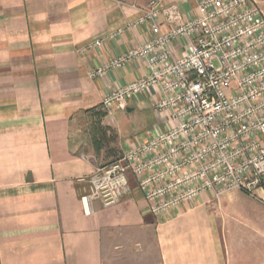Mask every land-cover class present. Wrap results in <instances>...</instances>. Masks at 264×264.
Returning a JSON list of instances; mask_svg holds the SVG:
<instances>
[{
    "label": "crops",
    "instance_id": "1",
    "mask_svg": "<svg viewBox=\"0 0 264 264\" xmlns=\"http://www.w3.org/2000/svg\"><path fill=\"white\" fill-rule=\"evenodd\" d=\"M149 2L0 0V264L264 263L263 187L256 197L202 195L159 220L133 179L117 204L83 199L101 165L86 121L110 89L147 67L138 60L104 78L89 71L151 38L125 30ZM164 3L190 15L183 0ZM96 39L102 45L84 51Z\"/></svg>",
    "mask_w": 264,
    "mask_h": 264
},
{
    "label": "built area",
    "instance_id": "2",
    "mask_svg": "<svg viewBox=\"0 0 264 264\" xmlns=\"http://www.w3.org/2000/svg\"><path fill=\"white\" fill-rule=\"evenodd\" d=\"M183 4L190 15L179 3L150 0L125 30L145 28L151 38L89 71L104 78L143 61L147 72L110 89L101 105L111 112L146 103L158 122L95 171L87 203L121 202L134 179L159 220L202 195L239 189L256 197L264 188V13L256 0Z\"/></svg>",
    "mask_w": 264,
    "mask_h": 264
},
{
    "label": "rangeland",
    "instance_id": "3",
    "mask_svg": "<svg viewBox=\"0 0 264 264\" xmlns=\"http://www.w3.org/2000/svg\"><path fill=\"white\" fill-rule=\"evenodd\" d=\"M94 115L89 116L86 121V128L88 139L94 140V124L96 120H100L103 126H110L113 130L108 132V140L104 149L98 152L94 147L95 156L97 162L101 164L98 167L110 166L122 156L123 149L125 147V140L132 141L136 137H142L148 130L151 129L153 121H155V114L148 109H141L139 107H133L131 112L112 110L111 112L100 105L93 110ZM101 113H106L102 118L99 117ZM94 146V143L92 144ZM93 175V174H92ZM86 178L84 184L86 187H90L89 179L92 176ZM134 180V179H133Z\"/></svg>",
    "mask_w": 264,
    "mask_h": 264
},
{
    "label": "trees",
    "instance_id": "4",
    "mask_svg": "<svg viewBox=\"0 0 264 264\" xmlns=\"http://www.w3.org/2000/svg\"><path fill=\"white\" fill-rule=\"evenodd\" d=\"M106 113H101L99 115L100 118H102ZM100 120H96L95 124H94V147L95 149H97L98 152H101L102 149H104L105 144L108 140V132L113 130V128H111L110 126H103L101 124V122H99Z\"/></svg>",
    "mask_w": 264,
    "mask_h": 264
},
{
    "label": "water",
    "instance_id": "5",
    "mask_svg": "<svg viewBox=\"0 0 264 264\" xmlns=\"http://www.w3.org/2000/svg\"><path fill=\"white\" fill-rule=\"evenodd\" d=\"M132 110H133V107H130V106H129V107L127 108V111H128V112H131Z\"/></svg>",
    "mask_w": 264,
    "mask_h": 264
}]
</instances>
